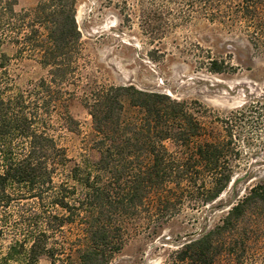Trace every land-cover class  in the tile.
I'll return each instance as SVG.
<instances>
[{
    "label": "trees",
    "instance_id": "16d2710c",
    "mask_svg": "<svg viewBox=\"0 0 264 264\" xmlns=\"http://www.w3.org/2000/svg\"><path fill=\"white\" fill-rule=\"evenodd\" d=\"M149 1L140 9L144 31L162 34L171 13ZM174 2L183 8L181 19L245 22L264 50V0ZM18 3L0 0V240L12 229L0 264H41L42 257L51 264H109L132 225L155 236L177 209L204 207L221 196L234 177L230 162L241 155L234 129L226 119L225 135L211 133L198 101L164 91L84 86L81 99L92 120L87 145L96 158L70 157L53 118L60 130L81 132L67 88L80 79L77 0H39L23 10ZM15 61H32L46 73L21 84ZM210 62L212 72L229 70L224 60ZM255 206L264 209V184L232 205L220 224L172 251L168 264H219L223 257L240 264L248 238L235 237L234 229ZM9 208L17 219H1Z\"/></svg>",
    "mask_w": 264,
    "mask_h": 264
},
{
    "label": "rangeland",
    "instance_id": "374dc122",
    "mask_svg": "<svg viewBox=\"0 0 264 264\" xmlns=\"http://www.w3.org/2000/svg\"><path fill=\"white\" fill-rule=\"evenodd\" d=\"M18 1L17 9L23 10L36 6L39 0ZM154 1L155 6L171 13L162 21L163 33L159 35L145 32L140 19V9L149 0H77L82 44L74 66H79L80 79L77 85L68 82L67 88L74 93L70 109L81 122V132L60 130L55 116L54 133L60 144L74 159L89 154L96 158L87 145L92 120L81 99L84 86L134 84L180 100L198 101L202 122L211 133L223 136L226 126L234 129L241 155L230 162L235 166L234 177L215 202L177 209L155 236L142 225H132L125 234L123 249L109 264H168L172 251L220 224L232 205L247 196L252 187L264 184V50L251 40L253 28L242 21H211L204 16L181 19L178 13L183 8L174 0ZM9 51L14 53L15 47ZM211 59L226 61L229 70L212 72ZM13 69L21 75V84L46 73L32 61H15ZM5 217L17 219L16 210L9 208L1 219ZM11 232L7 228L0 240L1 256ZM234 233L235 237L246 233L248 238L240 264H264V209L250 208ZM67 234L71 235L69 228ZM228 236L231 238V234ZM218 263L239 264L229 257ZM41 264L51 261L42 257Z\"/></svg>",
    "mask_w": 264,
    "mask_h": 264
}]
</instances>
